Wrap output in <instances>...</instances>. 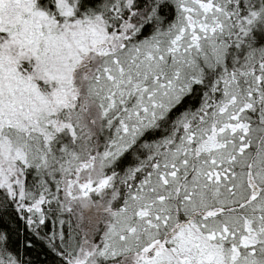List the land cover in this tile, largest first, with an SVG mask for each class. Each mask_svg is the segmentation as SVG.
<instances>
[{
  "label": "snow or ice",
  "instance_id": "1",
  "mask_svg": "<svg viewBox=\"0 0 264 264\" xmlns=\"http://www.w3.org/2000/svg\"><path fill=\"white\" fill-rule=\"evenodd\" d=\"M0 264H264V0H0Z\"/></svg>",
  "mask_w": 264,
  "mask_h": 264
}]
</instances>
